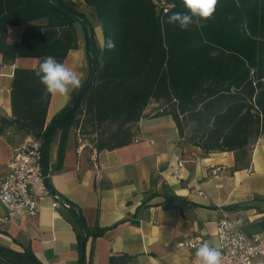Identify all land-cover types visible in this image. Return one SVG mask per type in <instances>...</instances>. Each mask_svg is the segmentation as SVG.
Masks as SVG:
<instances>
[{
  "label": "trees",
  "instance_id": "16d2710c",
  "mask_svg": "<svg viewBox=\"0 0 264 264\" xmlns=\"http://www.w3.org/2000/svg\"><path fill=\"white\" fill-rule=\"evenodd\" d=\"M84 1L103 39L115 41L113 51L96 48L91 22L72 0H0V64L18 57L39 59L35 67L13 69L10 122L22 136L42 140L43 160L56 129L72 128L76 141L95 150L130 143L144 108L155 100L152 114H169L188 143L206 153L233 151L232 168L247 167L264 133V0H219L212 18L188 30L167 22L173 13L188 11L182 0H165L173 4L166 10L157 8L155 0ZM70 13L90 24L94 76L76 105L69 108L86 81L45 125L51 94L35 73L45 57L63 62L77 47V20ZM80 24L90 68L89 36ZM9 25L22 26L19 40L7 39ZM58 152L61 156L60 146ZM162 203L182 206L190 201L165 192ZM237 206L250 205L235 203L229 208ZM68 211L79 226L78 245L105 231L106 227H87L74 206ZM130 258L125 252H112L108 262L128 264ZM0 264L44 263L28 246L17 249L0 243Z\"/></svg>",
  "mask_w": 264,
  "mask_h": 264
},
{
  "label": "crops",
  "instance_id": "0c3cea01",
  "mask_svg": "<svg viewBox=\"0 0 264 264\" xmlns=\"http://www.w3.org/2000/svg\"><path fill=\"white\" fill-rule=\"evenodd\" d=\"M72 1L90 20L95 46L101 49L102 29L90 7L84 0ZM74 26L77 47L67 52L62 63L81 75L82 85L90 68L83 28L77 23ZM21 32L22 26L9 25L7 39L17 41ZM38 61L36 57H18L11 64H0V174L8 170L13 147L23 138L10 122L13 69L35 67ZM74 90L70 88L66 96L50 95L45 125L70 101ZM157 105L155 100L146 105L133 140L114 149L95 150L80 143L72 128L53 131L43 161L49 189L55 194L41 200L35 216L0 219V243L17 249L28 246L44 264H80L79 226L68 211L72 205L87 227H106L102 234L85 240L82 264H109L112 252L130 255L128 264H195L197 248L180 247L178 242L200 232L213 246L214 224L222 209L241 215L248 231L264 226V200L254 199L264 197V133L254 144L250 164L233 169V151L206 153L188 143L179 136L169 114H152ZM93 150L103 169L99 180L90 158ZM178 158L185 159L184 167L174 172L171 164ZM165 192L190 203L164 204ZM235 203L250 206L229 208ZM2 214L0 207V217Z\"/></svg>",
  "mask_w": 264,
  "mask_h": 264
},
{
  "label": "built area",
  "instance_id": "2783aa9c",
  "mask_svg": "<svg viewBox=\"0 0 264 264\" xmlns=\"http://www.w3.org/2000/svg\"><path fill=\"white\" fill-rule=\"evenodd\" d=\"M155 1L157 8L163 10L173 5L165 0ZM90 158L95 178L99 180L103 169L95 150ZM42 160V140L39 138L25 135L13 147L8 170L0 174V207L3 210L1 220H18L38 214L41 200L51 193L46 183L47 173H43ZM184 163L185 159L178 158L171 164V169L179 172ZM63 204L69 205L66 202ZM261 218L264 224V213ZM214 236L216 242L213 246L221 252V264H264V226L248 231L241 215L222 209L215 220ZM203 243H207L204 235L194 232L181 239L178 246L198 248Z\"/></svg>",
  "mask_w": 264,
  "mask_h": 264
},
{
  "label": "clouds",
  "instance_id": "9594fccd",
  "mask_svg": "<svg viewBox=\"0 0 264 264\" xmlns=\"http://www.w3.org/2000/svg\"><path fill=\"white\" fill-rule=\"evenodd\" d=\"M218 2L219 0H182V4L188 11L173 13L168 17L167 22L182 30H188L193 24L202 27V21L213 17ZM115 47V41L111 38L101 41L102 50L113 51ZM35 74L44 85L45 91L52 95L66 96L70 88L75 89L81 86V75L52 56L44 58ZM195 256V264H221V252L208 243L201 244Z\"/></svg>",
  "mask_w": 264,
  "mask_h": 264
},
{
  "label": "water",
  "instance_id": "95a60500",
  "mask_svg": "<svg viewBox=\"0 0 264 264\" xmlns=\"http://www.w3.org/2000/svg\"><path fill=\"white\" fill-rule=\"evenodd\" d=\"M72 15V17H74L77 21L82 22L85 24L86 29H87V33L89 36V49H88V54H89V63H90V72L88 75V78L84 84V86L81 88V90L76 94V96L74 97L73 101L71 102L69 108H72L73 106L76 105V103L78 102V100L80 99V97L84 94V92L86 91L88 85L91 83L93 76H94V54H93V38H92V34H91V29H90V24L87 21L86 18L84 17H80L77 14L74 13H70ZM42 168H43V173L46 174V169H45V165H44V161L42 160ZM50 192L52 194H55L54 189H50ZM83 250H84V240L81 242L80 244V248H79V262L80 264L83 263Z\"/></svg>",
  "mask_w": 264,
  "mask_h": 264
},
{
  "label": "rangeland",
  "instance_id": "374dc122",
  "mask_svg": "<svg viewBox=\"0 0 264 264\" xmlns=\"http://www.w3.org/2000/svg\"><path fill=\"white\" fill-rule=\"evenodd\" d=\"M75 23H77L78 25H80L79 21H76ZM189 130H190V127H189V126H187V127H186V133H188V132H189Z\"/></svg>",
  "mask_w": 264,
  "mask_h": 264
}]
</instances>
